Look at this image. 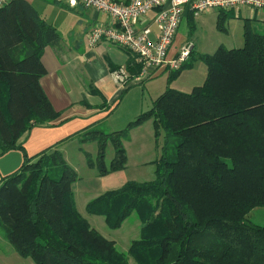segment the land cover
I'll return each instance as SVG.
<instances>
[{"label": "trees", "instance_id": "trees-1", "mask_svg": "<svg viewBox=\"0 0 264 264\" xmlns=\"http://www.w3.org/2000/svg\"><path fill=\"white\" fill-rule=\"evenodd\" d=\"M217 13L216 29L224 33L231 12ZM242 25L241 47L196 57L206 66L202 85L189 93L167 86L122 131L95 125L66 138L96 143L95 158L84 152V161L103 177L124 169L122 145L132 129L151 120L155 138L162 132L152 181H127L85 206L110 229L137 215L139 237L126 256L77 211L70 187L79 177L57 144L32 158L18 144L59 116L39 81L47 75L42 54L60 37L28 1L0 8V154L18 150L24 157L0 183V232L16 255L32 264H128L127 257L134 264H264V226L248 220L264 207V33ZM132 57L130 80L142 69ZM193 61L191 55L171 71L168 82ZM108 144L114 155L106 164Z\"/></svg>", "mask_w": 264, "mask_h": 264}, {"label": "crops", "instance_id": "crops-1", "mask_svg": "<svg viewBox=\"0 0 264 264\" xmlns=\"http://www.w3.org/2000/svg\"><path fill=\"white\" fill-rule=\"evenodd\" d=\"M25 1L32 5L42 20L56 29L60 37L57 44L47 47L42 54L41 60L47 69V75L39 81V85L54 109L53 111L57 112L59 116L48 125L43 124L33 127L20 137L18 144L22 145L23 151L28 158H32L44 149L57 144L58 150L62 152L66 162L65 154L69 145L71 143L81 144L76 140H66V138H70L81 131L83 132L84 129L91 126L96 125L100 128V125L108 121L110 115L121 106L123 96L127 97L128 93L126 92L129 88L126 89L125 86H119L115 83L112 73L118 69L126 70V64L133 57L125 49L105 42L98 43L95 48L87 46L86 36L89 30L99 24H110V19L105 14L85 9L81 6L71 8L55 3L53 0L51 1L52 3L40 0L37 2L38 7L42 6L45 9L53 7L60 9L64 13L59 18L47 19L30 0ZM112 1L124 4L128 0ZM65 8L66 10H64ZM217 12L219 11L209 10L197 17L183 14L174 40H172V45L167 53L168 57H175L176 53L186 44L192 45L188 60L192 54L196 56L210 55L204 51L206 48L212 47L216 51L219 46H224L227 49L241 47L243 44L242 24H244V21H248L255 29L264 30V12L240 9L231 12L225 24L226 31L220 33L215 26ZM154 15H156V12L151 11L138 23L139 26H148V29L151 30L149 36L151 41H155L157 35ZM211 29L215 34L210 32ZM206 35H212L213 37L209 39L211 41H208V45H205L204 38H200V36L205 37ZM220 37L227 39L226 42L231 44L230 46L232 47H227L222 43ZM197 48L200 49L199 52H196ZM214 51L212 52L214 53ZM165 72H168L167 78L163 77ZM170 72V70H158L152 76L133 83V86L140 85L144 87L145 81H148L146 84L151 85L155 80H161L168 86V83L171 84L173 82V80L171 82L167 80ZM113 125L111 126L114 128L115 125ZM113 130L115 131L116 129ZM23 161V154L18 150L0 154V183L4 177L16 172ZM123 170L103 177L98 176L100 181L106 179L103 180L106 181L103 182L106 183L103 186L105 188L103 191H99L100 193H94L92 199L106 191L116 190L121 185H124L127 181H121ZM89 201L91 199L87 203ZM87 203H85V206ZM0 238L5 241L2 236Z\"/></svg>", "mask_w": 264, "mask_h": 264}, {"label": "rangeland", "instance_id": "rangeland-1", "mask_svg": "<svg viewBox=\"0 0 264 264\" xmlns=\"http://www.w3.org/2000/svg\"><path fill=\"white\" fill-rule=\"evenodd\" d=\"M40 0H30L33 5L38 8V11L44 15L47 19H52L56 17H61L63 11L56 8L45 9L44 7H38ZM46 2L52 3L51 0H45ZM60 8V7H59ZM66 10V8L64 9ZM260 33H264V30H259ZM213 33V30L210 31ZM215 34V33H213ZM216 36V35H214ZM204 38L205 45H208L209 39H212V35H206ZM222 43L227 47L230 46L224 37H220ZM214 41V40H213ZM216 43V42H215ZM236 47V46H235ZM200 49L197 48L196 52ZM210 55L213 54V48H206L204 50ZM204 52V53H205ZM197 56L192 54L194 61L192 62L191 69H186L181 72L180 76L173 79L171 84L168 86L183 92L189 93L193 87L202 85L204 78L206 76V66L204 63L197 60ZM168 72H165L163 77L167 78ZM146 83L148 81H145ZM144 84L145 86L135 85L127 90L128 93L125 97L123 96V103L118 109L112 113L103 125H100V130L104 133H110L114 131L121 130L132 120L137 117L141 112L148 111L151 107L153 99L157 98L166 89V83L161 80H155L151 85ZM114 124L113 128L111 125ZM151 120H147L141 126L132 129L128 134V140L123 141V147L126 152V164L123 172L121 173V181H134V182H150L154 179L155 174V163L161 155V146L163 144V134L159 132L160 135L155 138L153 127L151 125ZM113 125V126H114ZM79 148V149H78ZM105 162L109 164L110 159L113 158L114 151L113 148L108 144L106 147ZM65 157L67 159L68 165L76 172L79 180L75 182L72 186L74 192V201L76 203V208L82 217L86 219L93 229H95L99 235L103 238L111 240L115 244L116 251L123 253L127 256V249L131 241L138 239L140 232V221L137 215L133 212L118 229H110L104 224V220L101 216L89 215L85 212V203L89 199H92L94 193H100L105 187L103 179L100 181L95 169H90L87 167L85 160V153H88L92 159L96 155V143L89 142L84 144L71 143L67 148ZM120 175V176H121ZM108 178V177H107ZM120 181V182H121ZM108 190V188H106ZM95 192H94V191ZM248 220L252 223L260 226H264V207L254 208L248 215ZM0 236H2L0 232ZM128 258V264H134L130 257ZM0 264H32L31 259L21 258L16 255L9 243L7 241H2L0 238Z\"/></svg>", "mask_w": 264, "mask_h": 264}, {"label": "built area", "instance_id": "built-area-1", "mask_svg": "<svg viewBox=\"0 0 264 264\" xmlns=\"http://www.w3.org/2000/svg\"><path fill=\"white\" fill-rule=\"evenodd\" d=\"M9 1L0 0V8ZM53 1L71 8L81 6L94 10L110 19L109 25L99 24L89 30L86 44L89 48H95L98 43L105 42L123 48L129 51L131 56L137 57L142 69L133 79L130 80L129 73L124 69L112 73L114 82L119 86L140 82L158 70L175 71L188 61L189 52L192 50L191 44L183 46L173 58H169L167 54L183 14L197 17L209 10L234 12L240 9L264 12V0H128L124 4L112 0ZM151 11L156 12L155 41L149 38L151 30L148 26L138 25L139 21Z\"/></svg>", "mask_w": 264, "mask_h": 264}]
</instances>
